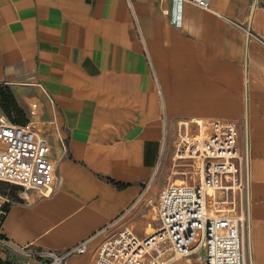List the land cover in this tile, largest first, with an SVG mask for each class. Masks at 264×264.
<instances>
[{"label": "crops", "instance_id": "obj_1", "mask_svg": "<svg viewBox=\"0 0 264 264\" xmlns=\"http://www.w3.org/2000/svg\"><path fill=\"white\" fill-rule=\"evenodd\" d=\"M206 1L184 3L177 27L172 0H0V91L57 161L52 190L29 205L20 190L12 197L21 202L0 228L9 248L62 255L121 218L149 183L146 200L158 198L177 181L180 137L220 120L236 124L248 154L246 264H264V0ZM146 200L114 232L144 238L157 227ZM103 238L67 264H93Z\"/></svg>", "mask_w": 264, "mask_h": 264}, {"label": "built area", "instance_id": "obj_2", "mask_svg": "<svg viewBox=\"0 0 264 264\" xmlns=\"http://www.w3.org/2000/svg\"><path fill=\"white\" fill-rule=\"evenodd\" d=\"M172 1L177 8L172 22L177 27H181L179 9L184 3L208 8L206 0ZM246 35L262 42L250 28ZM194 124L198 134L189 130L183 134L173 156L175 175L184 178L180 183L171 181L158 198L146 200L149 183L131 208L110 226L62 255H45L55 264H67L71 258L86 254L93 240L103 236L93 264H170L193 256L203 264H246L247 214L242 198L248 185V154L240 150L233 122L200 120ZM51 150L48 139L34 123L17 125L0 116V185L19 188L23 201L0 193V228L7 207L20 202L29 205L31 194L43 195L54 188L57 161L51 157ZM144 200L156 216L154 231L146 232L144 238L129 226L114 232Z\"/></svg>", "mask_w": 264, "mask_h": 264}, {"label": "rangeland", "instance_id": "obj_3", "mask_svg": "<svg viewBox=\"0 0 264 264\" xmlns=\"http://www.w3.org/2000/svg\"><path fill=\"white\" fill-rule=\"evenodd\" d=\"M191 134L197 135L199 130L195 125L190 126ZM166 154L164 153L161 157V165L166 162ZM156 178V177H155ZM153 179V182L155 180ZM173 179L182 180L184 179L182 176H175ZM9 188H5V186H2L0 188V191L5 194V192H8ZM210 192H212V189H209ZM247 214V213H246ZM156 225V224H155ZM153 225V227L156 228V226ZM250 220L249 216L247 215V223L245 226V238L247 236V232L249 229ZM46 252L36 249V248H29V249H12L9 248L7 244H4V242L0 239V259L5 264H55V260L49 256L45 255ZM193 264H197V262L192 261ZM173 264H185L183 262L173 263Z\"/></svg>", "mask_w": 264, "mask_h": 264}, {"label": "trees", "instance_id": "obj_4", "mask_svg": "<svg viewBox=\"0 0 264 264\" xmlns=\"http://www.w3.org/2000/svg\"><path fill=\"white\" fill-rule=\"evenodd\" d=\"M0 105H1L2 110L11 119V121H13V123H15V124L21 123L20 121L17 120V118L12 117V113H15V117H19V119H22L24 117V114L17 107L16 102L14 101L11 94H9L8 92H5V91H0ZM23 124L25 125V123H23ZM2 186H5V185H0V188ZM5 188H9L8 192H5V194L10 195L11 197L16 196L17 193L19 192V188H17V187L5 186ZM0 193L3 194L1 191H0ZM7 211H8V207H7ZM4 218H5V216L1 217V224L4 221ZM0 239L1 240L4 239V237L1 234H0ZM0 264H5V263H3V261L0 259Z\"/></svg>", "mask_w": 264, "mask_h": 264}, {"label": "bare ground", "instance_id": "obj_5", "mask_svg": "<svg viewBox=\"0 0 264 264\" xmlns=\"http://www.w3.org/2000/svg\"><path fill=\"white\" fill-rule=\"evenodd\" d=\"M177 182H179V183H180V181H179V180H177ZM153 231H154V227H151V228H150V227H148V228H147V232H149V233H152ZM190 262H191V261H190V260H188V259L184 261V263H185V264H190Z\"/></svg>", "mask_w": 264, "mask_h": 264}]
</instances>
